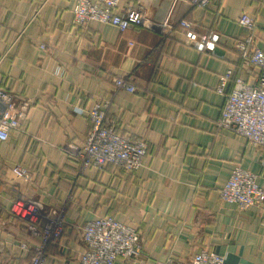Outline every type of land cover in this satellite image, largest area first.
Here are the masks:
<instances>
[{
    "label": "crops",
    "instance_id": "crops-1",
    "mask_svg": "<svg viewBox=\"0 0 264 264\" xmlns=\"http://www.w3.org/2000/svg\"><path fill=\"white\" fill-rule=\"evenodd\" d=\"M75 4L0 0V89L17 104L31 103L23 130L0 141V241L7 244L0 264H29L33 255L18 247L26 239L11 213L18 200L37 201L45 215L64 220V244L48 246L46 264H80L78 228L100 217L138 231L144 264H190L203 250L226 264H264L263 208L241 211L220 199L236 165L256 174L264 190V149L217 126L224 97L216 90L229 68L256 83L259 70L241 68L234 43L248 35L238 22L248 13L264 51V0H218L207 9L125 0L120 9H141L156 26L167 24L125 32L74 24ZM181 20L200 36L219 35L215 49L188 45ZM122 76L137 92L116 87ZM99 99L111 101L108 119L117 132L147 142L145 167L81 171L64 153L68 143L87 139ZM16 165L33 181L16 178Z\"/></svg>",
    "mask_w": 264,
    "mask_h": 264
},
{
    "label": "built area",
    "instance_id": "built-area-1",
    "mask_svg": "<svg viewBox=\"0 0 264 264\" xmlns=\"http://www.w3.org/2000/svg\"><path fill=\"white\" fill-rule=\"evenodd\" d=\"M75 1L73 22L78 26L99 22L121 32L136 27H167V24L156 26L147 20L141 9H120L125 0ZM217 1L175 0L200 9H207ZM238 22L248 35L243 40H237L234 47L239 52L242 69L259 70L257 81L251 85L242 77H236L235 68H229L220 77L216 90L224 97V106L217 126L243 137L256 148L264 149V51L256 46L257 24L254 17L243 13ZM179 26L185 33L186 43L198 51H213L220 40L217 34L200 36L187 20H181ZM115 84L119 90L137 92L135 85L125 76L115 79ZM30 108L29 101L17 104L12 94L0 89V141L6 142L13 132L23 130ZM110 108V100L99 99L89 112L92 128L87 139L84 142H70L64 148V153L79 163L81 171L88 168L102 170L110 164L131 172L145 167L147 142L117 132L114 123L108 119ZM12 173L20 180L33 181V174L24 166H14ZM220 199L236 204L241 211L253 207H262L264 211V190L258 184V176L239 165L234 166L227 184L220 191ZM11 213L25 229L26 239L18 247L23 252H33L29 264H46L48 246L51 243L64 244L65 224L62 216L53 218L45 215L42 204L34 200L16 201ZM78 229L82 244L78 250L80 264H115L118 260L144 264L139 261L142 245L135 228L113 217H100ZM6 248V242L0 241V255L5 253ZM166 264L176 262L168 260ZM190 264H226V259L203 250L193 256Z\"/></svg>",
    "mask_w": 264,
    "mask_h": 264
}]
</instances>
